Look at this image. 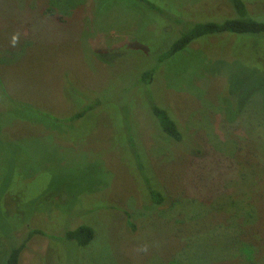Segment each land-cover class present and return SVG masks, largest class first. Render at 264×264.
<instances>
[{"label":"rangeland","instance_id":"rangeland-1","mask_svg":"<svg viewBox=\"0 0 264 264\" xmlns=\"http://www.w3.org/2000/svg\"><path fill=\"white\" fill-rule=\"evenodd\" d=\"M153 1L162 16L140 0H0V264L31 231L19 264H264V35L160 64L173 18L233 14L229 0ZM152 98L186 144L159 135ZM149 180L166 206L144 207ZM83 225L86 247L67 238Z\"/></svg>","mask_w":264,"mask_h":264},{"label":"trees","instance_id":"trees-1","mask_svg":"<svg viewBox=\"0 0 264 264\" xmlns=\"http://www.w3.org/2000/svg\"><path fill=\"white\" fill-rule=\"evenodd\" d=\"M229 1L231 3V10L233 14V16H231L230 18L218 16V19L214 18L211 19V21H206V22L205 21L190 22L187 21V19L183 18L182 17L183 15H180L178 18H173L176 23L180 24V26L176 31V33L171 38L167 37L166 39H164L166 48L164 52L161 54L159 63L163 64L168 62L169 60H173L176 56H181L182 53L187 51L189 47H191L194 43H197L204 39H208L210 37L223 36L225 34H233L238 36L264 35V22H262L264 21V12H262L261 14H252L246 2L247 0H229ZM140 3L142 4L143 7H145V9L151 10L153 13L160 12L161 13L160 15L162 16L163 13L159 11L161 10L160 6H158L153 0H140ZM219 19L221 21L222 20L225 21L220 22ZM152 78H153L152 74L147 73L145 75L144 74L142 75L141 80L142 83L148 84L152 81ZM260 78L263 77L261 76ZM246 82L247 80L244 81L243 84H241V89L239 91L238 98L236 95L235 101L236 99L242 100L245 97L243 94L247 90L249 91L250 88L252 87V84H249L247 87H245ZM262 83H264V81H262ZM249 94L250 93H248L247 95ZM228 97L231 98V95H228ZM226 105H227L226 107H227L228 117L229 115H231L233 116V118H235L236 115H234L232 112L233 106H230L228 102H226ZM150 110L153 113V116L158 121L157 131L160 136H166L170 140V142L172 144L174 143V145H176L177 147L181 144H186L188 142V139L186 138L183 128L179 124V121L175 117L173 119L171 117V114H169L170 111L162 107L161 103L157 105L154 99L152 98ZM69 116H71V114ZM83 116H84L83 113L76 115L74 117L72 115L70 117L71 120L68 121V124H64V125L66 126V128H69L78 119L82 118ZM55 124H56L55 125V129H56L58 124L60 123L56 121ZM50 125L51 127H54L52 124ZM58 128L62 129L64 127H61L60 124ZM188 151L190 152V155L194 157H196L197 155L200 156L203 155L202 151L198 152V149L192 145L188 147ZM148 183L150 184L149 192H145L141 188L138 189V191L140 190L141 192V196H145L146 197L145 200H148L147 202L143 203L145 204L144 207L154 209L155 207L166 206L169 203V198L167 196V191L165 190L164 185L160 182L159 186L157 187L153 183H151L150 180L148 181ZM126 214L130 220L131 218L130 213L127 212ZM130 226L135 228L132 222L130 223ZM28 230H31V228H28ZM41 234H43L41 231L38 232L31 231L28 237L23 241L22 245L15 248L11 252L6 264H19L20 257L24 252V250L26 249L27 244L31 241V239L34 236ZM67 238L71 241L77 242L81 247H86L95 239V231L91 227L83 225L80 226L78 229L69 232L67 234Z\"/></svg>","mask_w":264,"mask_h":264}]
</instances>
